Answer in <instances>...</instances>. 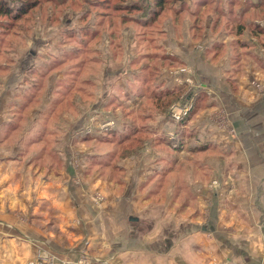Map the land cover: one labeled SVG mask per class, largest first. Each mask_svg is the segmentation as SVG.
<instances>
[{"label":"crops","instance_id":"obj_1","mask_svg":"<svg viewBox=\"0 0 264 264\" xmlns=\"http://www.w3.org/2000/svg\"><path fill=\"white\" fill-rule=\"evenodd\" d=\"M239 35L237 40L225 41L218 36L203 46L194 44L189 50L184 46L177 53V62L195 70L196 79L202 84L199 96L192 90L201 109L180 127L185 149L174 151L176 170L171 173L173 177L177 173L189 175L188 188L194 195L195 189L204 187L197 183V167L201 174L224 173L239 184L247 178L246 184L255 185L254 200H250L251 193L244 192L242 203H238L247 218L241 223L236 221L235 227L229 220L210 224L208 221L219 219L213 211L219 200L215 201L213 190L205 187L200 191L198 208L209 210L211 218L191 219L190 214L182 217L181 208L186 203L180 196L167 200L161 194L178 193L183 186L178 185L177 178L173 187L160 182L150 184L156 155L139 147L143 137L139 130H134L135 136L126 141L134 143L133 152L111 157L116 170L109 169L108 164L102 169L104 158L99 152L92 151L88 141L70 136L69 130L73 133L89 125L96 133L101 131L112 95L101 82L108 81L114 88L128 85L121 77L109 78L113 75L109 72L94 79L90 103L95 110L83 106L78 114H64L59 126L68 131L52 148L35 144L39 139L27 141L14 136L32 123V115L38 112L36 99L28 101L22 111L20 104L19 108L10 106L15 104V97L10 100L4 92L0 93V264H39V244L50 253L67 258L80 259L85 252L94 264H213L216 260L218 264H264V92L257 87L264 77L253 66L234 74V57L219 56V51L214 50L233 41L236 44L232 46L264 66L260 48L264 44L248 40L249 46L244 44L245 38L253 36L245 28H240ZM123 68L125 65L119 69ZM169 80L164 72L156 93L133 96L130 106V111L145 123L141 126L146 127V122L153 125L159 136L174 129L168 108L184 92L180 86L170 87ZM106 92L108 95L102 100ZM158 94L172 99L166 111L152 103L146 112L136 113L144 101L154 102ZM52 99L51 96L45 103L49 109L53 104L52 110L63 105L64 101L53 103ZM28 112L29 119L25 121L22 118ZM136 138L139 139L134 142ZM198 161H203L204 166L199 167ZM255 214L250 221L248 217ZM49 223L55 226L42 232L40 226ZM199 240L202 243L198 245L206 248L212 259L204 262L194 251V243Z\"/></svg>","mask_w":264,"mask_h":264},{"label":"rangeland","instance_id":"obj_2","mask_svg":"<svg viewBox=\"0 0 264 264\" xmlns=\"http://www.w3.org/2000/svg\"><path fill=\"white\" fill-rule=\"evenodd\" d=\"M22 8L31 10L22 15L19 14ZM240 28L253 35L245 38L244 44L249 46L247 40L264 44V0H165L162 5L159 0H0V93L4 92L10 100L15 97V104L10 105L12 108H19L20 104L25 111L32 98L38 105L35 107L38 112L32 115V123L26 124L14 136L16 139L25 137L27 141L39 139L34 143L44 148L55 147L68 131L59 126L64 114H78L83 106L94 111L95 105L90 103L94 79L113 72L109 78L121 77L128 85L114 88L108 81L101 82L105 91L107 89L112 94L108 98L110 109L105 112L101 131L96 133L89 125L78 131L75 129L73 133L69 130L70 136L88 141L92 151L99 152L104 158L102 169L108 168L104 167L108 164L111 166L109 169L116 170L111 157L115 153L120 158L133 152L134 143L126 141L135 136L134 130H139L143 136L139 147L156 155L150 184L160 182L173 187L179 182L178 185L183 186L178 193L164 191L161 194L167 200L180 196L186 203L181 208L182 217L190 214L191 219L193 216L196 219L203 216L207 220L211 218L208 217L209 210L203 212L198 208V197L205 187L213 190L214 200H219L218 208L213 209L219 219L208 222L217 224L229 220L232 226L236 221L241 223L247 218L246 211L238 205L242 203V193H251V201L255 197V185L246 184L247 178L245 183L239 184L233 178L227 179L224 173L201 174L197 167V183L204 187L195 189L194 195L190 192L191 187L188 188L189 175L177 173L173 177L171 173L176 170L172 161L173 154H176L174 151L185 149L186 141L180 138V127L201 109L198 92L202 84L197 81L195 70L177 62V53L182 52L184 46L187 50L194 44L203 46L202 43L218 36L224 41L237 40L236 37L241 35ZM233 44L236 43L232 41L229 46L214 50L219 51V56L231 54L234 57V74H241L244 68L253 66L256 73L264 77V66L256 64ZM263 46H260L263 51L260 50L264 53ZM124 65L125 68L119 69ZM164 72L170 77V87L180 86L184 92L180 100L168 108L167 114L174 129L159 136L153 125L146 122V127L141 126L145 123L130 111V106L133 96L139 98V94L155 92ZM144 79L151 84L144 83ZM257 87L264 92V80H259ZM192 90L198 94L197 97ZM107 95L106 92L102 100ZM51 96L53 103L64 101L63 105L52 110L53 104L49 109L45 103ZM152 103L155 102L144 101L136 113L146 112L145 108ZM185 110L187 114L183 115ZM29 112L22 119L27 121ZM39 156L38 153L37 158ZM202 162L198 161L197 165L203 167ZM213 169L215 171V167ZM176 178L177 183L174 182ZM100 196L103 199L104 196ZM255 211L257 214L258 210ZM256 214L248 217L250 221ZM46 225L40 226L42 232L55 226L51 223ZM201 243L202 240L197 241L193 248L205 262L212 258L207 256L206 248L198 245ZM36 248L39 264H94V259L85 252L78 259L50 253L42 244ZM213 264H218V261Z\"/></svg>","mask_w":264,"mask_h":264},{"label":"trees","instance_id":"obj_3","mask_svg":"<svg viewBox=\"0 0 264 264\" xmlns=\"http://www.w3.org/2000/svg\"><path fill=\"white\" fill-rule=\"evenodd\" d=\"M165 2V0H159V4L160 5H162L163 3ZM1 10L3 11L4 10V8L2 9L1 8ZM31 10V8H29V9H27V8H22V9H20V11H19V14H22V15H27L28 14V12ZM147 79V78H146ZM144 82H150V84H151V81H148V80H145L144 79ZM155 92H152V94L153 93H156V90H154ZM144 96H148V95H146V94H143ZM150 95V94H149ZM168 95V94H167ZM169 96H173V95H169ZM171 97H168V98H164V96H163V94H158L157 96H156V99H154V105H155V108H159V109H161L162 110V112H164V111H166V108L169 106V104H170V102L172 101V99H170Z\"/></svg>","mask_w":264,"mask_h":264},{"label":"built area","instance_id":"obj_4","mask_svg":"<svg viewBox=\"0 0 264 264\" xmlns=\"http://www.w3.org/2000/svg\"><path fill=\"white\" fill-rule=\"evenodd\" d=\"M187 114V110H185L184 112H183V115H186ZM178 116V115H177ZM180 118V116H178V119Z\"/></svg>","mask_w":264,"mask_h":264}]
</instances>
